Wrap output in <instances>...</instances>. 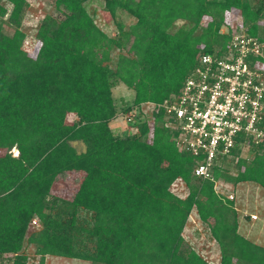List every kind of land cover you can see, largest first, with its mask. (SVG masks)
Masks as SVG:
<instances>
[{
    "label": "trees",
    "instance_id": "obj_1",
    "mask_svg": "<svg viewBox=\"0 0 264 264\" xmlns=\"http://www.w3.org/2000/svg\"><path fill=\"white\" fill-rule=\"evenodd\" d=\"M54 3L64 16L43 18L30 55L22 28L30 0H0V264H35L26 244L39 264L49 255L91 264H215L186 243L194 211L218 245V264H264V245L239 231L235 201L215 189L217 179L264 188V141L250 156L235 149L205 179L194 175L196 156L179 150L162 114L136 117L137 133L111 127L120 111L179 94L200 57L225 49L240 30L222 31L228 14L238 13L264 41V0H104L115 36L98 25L88 0ZM123 13L136 21L126 25ZM121 85L134 98L119 109ZM76 172L72 198L53 193L60 175ZM178 177L190 188L186 198L169 190Z\"/></svg>",
    "mask_w": 264,
    "mask_h": 264
},
{
    "label": "built area",
    "instance_id": "obj_2",
    "mask_svg": "<svg viewBox=\"0 0 264 264\" xmlns=\"http://www.w3.org/2000/svg\"><path fill=\"white\" fill-rule=\"evenodd\" d=\"M160 114L179 150L196 156L194 175L214 179L216 165L234 158L235 149L248 155L253 144L264 141V41L241 27L225 49L200 57L179 94L163 102H143L125 116L137 133L136 117L154 121ZM231 185L215 180L216 191L235 200L237 190ZM169 190L180 198L190 194L182 177Z\"/></svg>",
    "mask_w": 264,
    "mask_h": 264
},
{
    "label": "rangeland",
    "instance_id": "obj_3",
    "mask_svg": "<svg viewBox=\"0 0 264 264\" xmlns=\"http://www.w3.org/2000/svg\"><path fill=\"white\" fill-rule=\"evenodd\" d=\"M4 4L9 9L10 13L13 7L12 4L7 1H4ZM88 5L90 10H96L98 25L108 35L115 36L118 32L117 26L108 16L104 0H88ZM47 14H51L57 18H62L64 16L61 10L55 8L54 0H30V5L26 10L22 23L23 30L27 31L24 48L30 55H34L40 46L39 41L35 38V33L38 24L42 22ZM6 18H8V14ZM122 21H124L126 25H129L134 23L136 19L123 13ZM227 24L229 25L223 26L222 31L228 32L230 26L235 28L236 25L245 28L246 31L250 27L243 22L242 17L236 12L228 14ZM262 25H264V23H262ZM115 98L120 109L133 100L134 93L126 86L121 85L115 90ZM76 119L77 117L74 113H70L67 118L69 122H74ZM126 121L125 113L120 111L117 118L111 123L113 131L118 134L133 132L134 129H132ZM73 144L79 151L85 149L83 142L77 141L73 142ZM12 151L14 155L18 153L16 149ZM4 152L5 151H1L0 154ZM250 155L251 153L248 156ZM81 177L82 173L79 172L60 175L54 184L53 193L66 198H72L78 189ZM230 187L237 190L234 201L239 214V231L254 242L264 245V188L253 182H241L236 185H231ZM251 214H256L258 218L253 219ZM39 227V220L36 222L33 220L31 230H37ZM205 227V224L201 222L200 217L197 216L196 211H194L184 232L186 243L189 246L196 247L197 251L206 256L210 262L218 264L221 253L215 239L209 237ZM25 251L30 256L31 263L39 264L40 257L35 255V248L33 246L26 244ZM6 256L10 257V255ZM45 259L47 264H91L89 261L52 255L46 256Z\"/></svg>",
    "mask_w": 264,
    "mask_h": 264
},
{
    "label": "clouds",
    "instance_id": "obj_4",
    "mask_svg": "<svg viewBox=\"0 0 264 264\" xmlns=\"http://www.w3.org/2000/svg\"><path fill=\"white\" fill-rule=\"evenodd\" d=\"M18 154V153H17Z\"/></svg>",
    "mask_w": 264,
    "mask_h": 264
}]
</instances>
